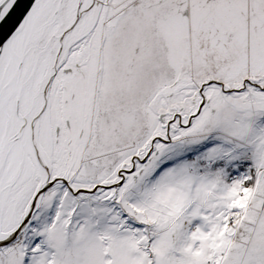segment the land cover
Instances as JSON below:
<instances>
[{"label":"rangeland","instance_id":"1","mask_svg":"<svg viewBox=\"0 0 264 264\" xmlns=\"http://www.w3.org/2000/svg\"><path fill=\"white\" fill-rule=\"evenodd\" d=\"M0 57V264H264V0H35Z\"/></svg>","mask_w":264,"mask_h":264},{"label":"water","instance_id":"2","mask_svg":"<svg viewBox=\"0 0 264 264\" xmlns=\"http://www.w3.org/2000/svg\"><path fill=\"white\" fill-rule=\"evenodd\" d=\"M34 2L35 0H11L9 7L0 17V50L7 39L17 30ZM18 232L19 230H16L10 234L1 244L5 245L11 242Z\"/></svg>","mask_w":264,"mask_h":264},{"label":"crops","instance_id":"3","mask_svg":"<svg viewBox=\"0 0 264 264\" xmlns=\"http://www.w3.org/2000/svg\"><path fill=\"white\" fill-rule=\"evenodd\" d=\"M251 155V154H250ZM251 158H252V155H251ZM241 159V158H240ZM250 161V159H249ZM253 166V165H252ZM254 167V166H253ZM239 170H242L244 172V175H246L247 171L244 170L243 168H239L237 167ZM249 171V170H248ZM252 171V170H251ZM249 171L251 174H249L247 177L243 175V179H242V182H241V187H245L246 189L249 188L250 191V195L249 197L247 198V201H243L242 203H238V204H234L232 206V211H234L235 213L238 214V218L239 220L241 219V221L234 225V226H237L236 230H238V226H241L244 224V219L246 218V215L248 214L249 212V202L251 201V199L254 198V191L252 190H255V184L253 183L252 181V175H253V171L251 172ZM246 173V174H245ZM259 209L261 208V211H262V215H264V198L263 199H259ZM247 208V210L245 211V209ZM244 210V211H243Z\"/></svg>","mask_w":264,"mask_h":264},{"label":"bare ground","instance_id":"4","mask_svg":"<svg viewBox=\"0 0 264 264\" xmlns=\"http://www.w3.org/2000/svg\"><path fill=\"white\" fill-rule=\"evenodd\" d=\"M257 52V51H256ZM255 52V53H256ZM4 54V53H3ZM251 54V53H250ZM169 136V135H168ZM169 140H171V139H169ZM157 143V142H156ZM160 143H161V141H160ZM159 142H158V144H160ZM163 143H165V142H163ZM171 145V143H169V144H166V146L165 147H168V146H170ZM151 153H149V155H150ZM145 155H147V154H145ZM249 155H250V153H249ZM164 156H165V154H164ZM147 159L146 160H148V159H150L149 157H147V156H145ZM150 157H152V155L150 156ZM243 158H245V159H251V156L249 157L248 155H247V153L245 154V156L243 157ZM216 164H217V161H214ZM214 162H212V163H214ZM211 163V164H212ZM215 164V165H216ZM219 164H221V166H225L227 163L226 162H219ZM249 167H248V165H246V166H241L244 170H246V171H248V169L250 168L252 171H253V166H252V163L249 161ZM236 165H237V167H238V164L236 163ZM252 179V181H253V183L255 184V182H254V178H251ZM55 181H60V180H55ZM52 184V183H51ZM50 185V184H49ZM104 189V188H103ZM78 192H81V191H78ZM85 193H89V191H84Z\"/></svg>","mask_w":264,"mask_h":264},{"label":"flooded vegetation","instance_id":"5","mask_svg":"<svg viewBox=\"0 0 264 264\" xmlns=\"http://www.w3.org/2000/svg\"><path fill=\"white\" fill-rule=\"evenodd\" d=\"M9 1H10V0H2V1H0V5H2L3 10H5L4 8H5V6L7 5V3H8ZM0 58H1V57H0ZM3 65H4V63L2 62V60H0V68H2ZM0 229H1V228H0ZM19 233H20V230H19L18 234H19ZM18 234H17V235H18ZM14 239H15V238H14ZM14 239H13V240H14ZM13 240H12V241H13ZM2 241H3V240H2ZM12 241H11V242H12ZM9 243H10V242H9ZM9 243H8V244H9ZM6 245H7V244H5V245L1 244V240H0V248L3 247V246H6Z\"/></svg>","mask_w":264,"mask_h":264},{"label":"built area","instance_id":"6","mask_svg":"<svg viewBox=\"0 0 264 264\" xmlns=\"http://www.w3.org/2000/svg\"><path fill=\"white\" fill-rule=\"evenodd\" d=\"M247 155L250 157L249 154H247ZM246 165H248V167H249V164H248L247 162H245V161L239 162V166H240V167H241V166H246Z\"/></svg>","mask_w":264,"mask_h":264}]
</instances>
